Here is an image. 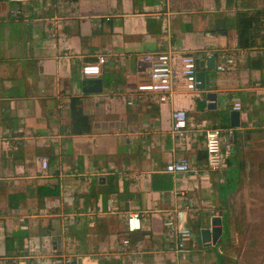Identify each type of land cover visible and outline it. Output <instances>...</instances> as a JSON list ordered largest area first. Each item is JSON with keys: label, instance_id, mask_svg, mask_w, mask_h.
<instances>
[{"label": "crops", "instance_id": "1", "mask_svg": "<svg viewBox=\"0 0 264 264\" xmlns=\"http://www.w3.org/2000/svg\"><path fill=\"white\" fill-rule=\"evenodd\" d=\"M263 10L264 0H0V264L60 257L76 264H264V40L238 49L228 27L236 12L260 22ZM214 32L225 35L208 36ZM166 49L190 53L204 68L213 56L204 90L186 92L179 80L166 102L137 89L148 82L139 56ZM230 53L236 62L216 72ZM98 57L101 73L84 77L81 67ZM92 79L101 90L83 93L82 81ZM206 92L216 95L215 109ZM71 96L81 102L88 132H70ZM236 103L239 126L222 146V167L210 171L200 125L230 127ZM171 109L183 110L193 127L183 142L171 134ZM177 158L187 160L188 172L165 171ZM164 175L168 190L160 189ZM10 194L21 197L9 201ZM132 211L141 227L127 232ZM218 213L222 234L211 246L200 230ZM167 216L191 230L182 251L173 250ZM10 235L25 238L6 253Z\"/></svg>", "mask_w": 264, "mask_h": 264}, {"label": "built area", "instance_id": "2", "mask_svg": "<svg viewBox=\"0 0 264 264\" xmlns=\"http://www.w3.org/2000/svg\"><path fill=\"white\" fill-rule=\"evenodd\" d=\"M10 3L18 4L25 3L27 0H8ZM138 60L140 63L145 64L148 67V82L143 85H138L137 89L140 92L160 93L162 96L160 99L168 101L165 95L169 94L177 81L181 80L183 83L184 90L186 92L197 91L196 80V57L192 54H184L181 56H174V53L170 49L163 51H157L155 53H146L139 56ZM103 62L101 57H98L96 62L91 64H85L81 67V74L86 76L98 75L101 73L100 64ZM236 62V55L233 53L226 54L220 63L215 67V71L222 73L230 69ZM234 109L240 110L238 103L234 104ZM170 131L175 141L183 142L191 137L192 126L188 124L186 113L183 110H170ZM203 131V151L205 154L206 168L210 171L219 170L223 165V152L222 146L226 143H231L234 138L235 130L233 127H211L200 125ZM41 167L46 170V160L41 157L39 159ZM191 166L184 158H177L170 160L166 163L165 171L173 174H182L190 170ZM170 236H173V250L182 251L184 250L191 237V230L184 227L175 221L173 216H167L162 222ZM140 215L136 211L129 212L125 218V229L127 232H134L139 230ZM4 239V235H0V241ZM32 242L27 243L29 254L32 253L31 249ZM128 248L127 238L120 241L118 252L124 254ZM4 252L0 248V256H3ZM68 258H55L50 264H73ZM4 264V263H1Z\"/></svg>", "mask_w": 264, "mask_h": 264}, {"label": "trees", "instance_id": "3", "mask_svg": "<svg viewBox=\"0 0 264 264\" xmlns=\"http://www.w3.org/2000/svg\"><path fill=\"white\" fill-rule=\"evenodd\" d=\"M262 15L260 17L263 18L262 21H258L257 14L255 15H248L246 12H236L231 22H229L228 27L232 28L236 33V40H237V48L238 49H249L252 48L257 41L260 40L261 42L264 40V10L261 11ZM260 27V28H259ZM222 29H225V26H222ZM262 29L263 34L259 31ZM69 129L71 133L81 134L88 132L90 129V123L87 116H85L82 112L81 102L75 96H71L69 98ZM197 108L203 109L204 105L202 102L197 101L196 104ZM161 182L163 183L160 185V189L168 190L171 188V179L170 176L164 175L161 176ZM37 188V193L39 192ZM157 188V190H160ZM39 194V193H38ZM40 194H47V191L41 192ZM20 195H8L7 200L9 201H18L20 199ZM198 223L194 222L192 224V228L198 229ZM24 236L18 237L16 235H10L5 239V252L9 251H16L22 248V240H24ZM15 241V244H13ZM15 246V249H14Z\"/></svg>", "mask_w": 264, "mask_h": 264}, {"label": "water", "instance_id": "4", "mask_svg": "<svg viewBox=\"0 0 264 264\" xmlns=\"http://www.w3.org/2000/svg\"><path fill=\"white\" fill-rule=\"evenodd\" d=\"M221 35H225L224 32H214L210 33L209 37H221ZM213 56L208 57L205 61V68L202 66L201 61H196V80L198 81L196 87L198 90H204L205 88V72L213 71ZM81 88L83 93H93V92H99L101 90L100 88V81L98 79H92V80H83L81 83ZM204 97L208 101V109H215L217 98L214 93L206 92L204 93ZM239 112L237 109H230L228 111V119L229 123L228 125L230 127H237L239 126L238 121ZM221 214L218 213L217 216L211 217L208 221V228H202L200 230V240L201 242H206L207 244L214 246L218 239H220L222 234V227H221V221H220ZM178 223V222H177ZM180 223H178L179 225ZM73 264H76L75 262H72Z\"/></svg>", "mask_w": 264, "mask_h": 264}, {"label": "rangeland", "instance_id": "5", "mask_svg": "<svg viewBox=\"0 0 264 264\" xmlns=\"http://www.w3.org/2000/svg\"><path fill=\"white\" fill-rule=\"evenodd\" d=\"M192 234V233H191Z\"/></svg>", "mask_w": 264, "mask_h": 264}]
</instances>
